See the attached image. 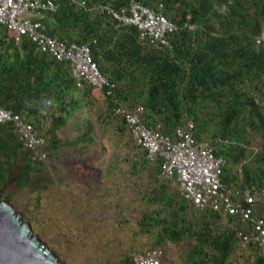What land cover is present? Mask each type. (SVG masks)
<instances>
[{"label":"trees","instance_id":"obj_1","mask_svg":"<svg viewBox=\"0 0 264 264\" xmlns=\"http://www.w3.org/2000/svg\"><path fill=\"white\" fill-rule=\"evenodd\" d=\"M56 1V10L38 19L47 36L89 48L109 81L96 123L89 121L69 145L90 148L97 127L124 140L116 158L122 162L120 172H108L116 178L125 175L131 183L129 194L118 190L120 201H137L134 195L140 192L147 203L136 219L138 234L149 240L147 251L171 244L185 250L183 264H264L260 246L245 244L242 237L253 232L255 223H264V42L256 41L264 30V0H138L154 10L165 6L164 14L176 26L167 46L151 44L136 27L123 26L97 10L86 11L102 3L120 9L127 0ZM92 93L86 83L77 86L69 62L58 61L29 38L16 43L0 25V108L21 117L45 140L49 162L63 147L60 132L84 102H93ZM140 107L144 123L161 125L167 136L194 122L189 133L198 143L210 142L215 157L223 159L222 183L242 210L252 208L251 220H244L242 210L234 216L212 208L201 211L185 198L176 179L163 176L162 159L150 161L128 126V116ZM7 130L12 147L3 136ZM22 147L15 125H1L0 189L16 187L14 194L26 187L33 165L47 166L34 163L28 152L30 166L22 182L9 185V158L5 162L1 157ZM244 192L257 195L254 204L240 200ZM41 202L39 195L36 210ZM128 223L125 218L123 224ZM136 252L126 253L118 264H135Z\"/></svg>","mask_w":264,"mask_h":264},{"label":"built area","instance_id":"obj_2","mask_svg":"<svg viewBox=\"0 0 264 264\" xmlns=\"http://www.w3.org/2000/svg\"><path fill=\"white\" fill-rule=\"evenodd\" d=\"M130 5L114 11L111 6L105 7L123 26L136 27L144 39L158 46L168 45V36L176 27L164 15V6L160 12L144 8L136 0H129ZM56 0H0V25L7 29L8 35L21 43L29 38L44 51L50 52L58 61L69 62L77 86L82 88L86 83L96 92H103L109 81L104 78L93 61L87 47L73 44L67 46L47 36L46 28L39 20L45 18L44 13L55 11ZM39 19V20H38ZM264 42V31L258 44ZM145 111L142 107L128 116V126L133 136L148 151V159L155 161L162 159V174L168 180L179 185L180 191L186 199L204 211L212 208L223 211L224 215H236L242 208L232 199L234 193L223 185L221 180L224 161L216 158L210 142L198 144L189 133L194 129V123L189 122L186 128L177 129L173 136L162 133V126L149 127L144 123ZM7 123L15 125L23 148L30 153L34 163L48 164L49 154L46 142L33 134V130L25 121L12 113L0 108V126ZM174 183V184H175ZM175 184V185H176ZM264 194V191H263ZM236 193L235 196H239ZM240 200L248 205L254 204L256 196L249 192L241 193ZM244 220H251L252 208L243 209ZM245 244L255 242L262 249L264 256V223H255L250 235H242ZM135 264H168L166 248L155 251L136 252L133 255Z\"/></svg>","mask_w":264,"mask_h":264},{"label":"rangeland","instance_id":"obj_3","mask_svg":"<svg viewBox=\"0 0 264 264\" xmlns=\"http://www.w3.org/2000/svg\"><path fill=\"white\" fill-rule=\"evenodd\" d=\"M66 133L64 140L68 142L74 134ZM111 135L101 130L93 146L82 149L80 145L75 153L74 147L67 145L63 155L68 167L62 174L48 165L41 176L35 177L30 189L17 194H14L16 187L0 189V195L10 198L33 234L62 263L118 264L126 253L150 248L149 240L138 234L136 225L147 203L140 192H135L137 201H120L118 190L123 194L132 192L131 183L125 175L118 174L116 178L108 172H120L117 166L122 162L116 158L121 153L119 144H124L123 139ZM39 195L42 202L36 210L35 200ZM125 218L129 219L128 224H123ZM165 248L168 264H183L182 246L167 244Z\"/></svg>","mask_w":264,"mask_h":264},{"label":"water","instance_id":"obj_4","mask_svg":"<svg viewBox=\"0 0 264 264\" xmlns=\"http://www.w3.org/2000/svg\"><path fill=\"white\" fill-rule=\"evenodd\" d=\"M0 264H65L0 195Z\"/></svg>","mask_w":264,"mask_h":264},{"label":"crops","instance_id":"obj_5","mask_svg":"<svg viewBox=\"0 0 264 264\" xmlns=\"http://www.w3.org/2000/svg\"><path fill=\"white\" fill-rule=\"evenodd\" d=\"M104 107H105V100L103 99L102 95L94 92L93 102L91 104L89 102H84L82 104V108L76 114L75 118L70 122V124L66 128H64L60 132V138L63 140V147H61L56 153L51 154V160L45 167H48V165H50V167L56 170L57 173H59L60 171H61L60 174L63 173V169L65 167H68L67 163H65L64 161L65 156L63 155V150L74 139L80 136L81 131L87 128L89 121L96 123V120L99 118L97 114L99 113L100 109L102 110ZM99 128L100 127H97L98 129L97 132H100L101 130L103 131L105 130V128H101V129ZM66 131L67 133L65 135L74 134V137L68 142L64 140V135H63L64 132ZM11 134H12L11 131L7 130L6 132L4 131L3 136L7 140V142L11 144V147H12L14 146L13 144L14 141L13 139L11 140V138L9 137ZM69 146H72V145H69ZM77 149L78 148L74 147L72 151L74 152ZM5 156L6 158L1 157V161L6 162L7 159L9 158L8 160L9 163L7 166V171H8L7 177L10 181L9 185L16 186L20 182H22V177L26 173L27 166L28 167L30 166L29 153L22 147L18 149L16 148L13 153H8ZM33 167H34L33 170H30V174H29V177L26 183V187L22 189L21 192L30 189L32 183L34 182L35 177L41 176L43 174V169H45V168H39L40 166L38 167L36 165L35 166L33 165Z\"/></svg>","mask_w":264,"mask_h":264},{"label":"clouds","instance_id":"obj_6","mask_svg":"<svg viewBox=\"0 0 264 264\" xmlns=\"http://www.w3.org/2000/svg\"><path fill=\"white\" fill-rule=\"evenodd\" d=\"M105 1V0H104ZM128 2H127V4H125L124 6H122L120 9H116L115 8V6L113 5V4H111V3H105V4H103L102 3V5H100L98 8H96V6H95V8H89V9H86V11L87 12H92V11H94V10H97V11H99L100 13H103V14H106V15H108V16H110V17H112V19L113 20H117L113 15H110L106 10L104 11L103 9H105V7H107V6H111L112 7V9L114 10V11H120L121 9H123V8H125V7H128L129 5H130V1L129 0H127ZM139 4H141L144 8H147V9H149V10H153V11H155V12H157V13H159L160 12V8H161V6H164L163 4H161L160 6H159V8H158V10H154V9H151V8H148V7H146L145 5H143L140 1H138V0H136ZM164 12H165V6H164ZM165 15V14H164ZM166 16V15H165ZM167 17V16H166ZM168 18V17H167ZM169 19V18H168ZM170 20V19H169ZM170 22H171V20H170ZM172 23V22H171ZM173 24V23H172ZM174 25V24H173ZM175 26V25H174ZM129 27H131V26H129ZM176 27V26H175ZM139 31V30H138ZM264 31V30H263ZM262 36H263V34H262ZM262 36H260V37H258L257 38V44H258V39L259 38H262ZM258 45H262V44H258ZM93 88V87H92ZM98 93V92H96L95 90H94V88H93V93ZM92 93V94H93ZM104 91L103 92H99L98 94H101L102 95V97H103V99L105 100V95H104ZM110 95V94H109ZM120 113H121V111H120ZM189 123V122H188ZM187 123V124H188ZM194 123V122H193ZM186 124V125H187ZM194 126H195V124H194ZM194 129H195V127H194ZM193 129V130H194ZM197 142V141H196ZM206 142V141H205ZM198 143V142H197ZM203 143V142H202ZM198 144H201V143H198Z\"/></svg>","mask_w":264,"mask_h":264}]
</instances>
